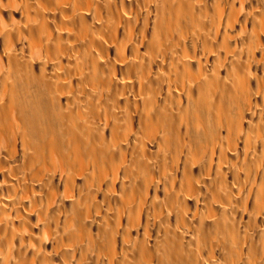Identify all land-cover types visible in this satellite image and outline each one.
Instances as JSON below:
<instances>
[{
  "label": "rangeland",
  "instance_id": "rangeland-1",
  "mask_svg": "<svg viewBox=\"0 0 264 264\" xmlns=\"http://www.w3.org/2000/svg\"><path fill=\"white\" fill-rule=\"evenodd\" d=\"M152 7L157 13L153 28L140 34L146 44L163 50L166 74L162 87H154L149 100L143 102L145 108L152 110L135 106V115L139 121L146 122L148 118L157 124L115 153L110 134H106L107 142L103 144L83 121L85 129L76 127L75 140L64 138L71 149V163L57 160L54 173L50 169L42 171L51 177L49 182L54 186L59 182V195H64L68 184L73 183L77 203L89 197L93 203L83 207L92 222L87 234L77 235L68 249V264H264V109H260L261 99H256L259 108L255 112L253 105L257 102L246 97L240 87L241 82L250 79L253 84L257 80L264 83V0H157ZM20 11V0H0V20L6 23L5 28L0 27V137L7 142L13 136L18 141L17 163L23 168L32 164L33 147L26 126L20 122L19 91L7 85L2 67V59L9 54L11 31L7 30H11L12 21L17 32L22 29ZM233 20L240 26L229 32L226 27ZM154 25L162 27V31H155ZM183 53H187V62L191 63L183 68H193L191 76L186 72L184 81L183 74H178ZM254 56L260 58L259 70ZM74 76L69 80L75 81L76 86L72 81L69 84L76 88L74 99L80 102L74 100L72 111L85 105L81 95L87 88ZM190 91L191 109L184 104ZM166 124L168 134L162 132ZM154 129L151 138L149 132ZM198 129L206 131L213 141L204 158L200 157L196 141ZM145 152L148 153L144 157ZM51 156L54 155L47 154L46 159ZM228 160L231 163L225 166ZM142 166L151 170L144 171ZM25 169L27 177L40 171ZM225 171L233 172L234 179L224 180L221 172ZM161 181H170L172 187L159 191L157 202L146 206L145 191L155 189L153 182ZM54 186V193L44 194L55 195L58 189ZM37 187L38 199L44 200ZM231 194L232 208L222 204ZM77 196L81 197L76 199ZM196 197L201 198L200 206H196ZM75 200L64 202L67 212L58 221L64 223L82 216L72 211L70 203ZM207 202L210 206L206 209ZM29 216L40 237L45 230V217L39 224L37 216L30 212ZM226 225L237 227L239 240L236 233L232 239L226 234L225 238L217 236L220 227ZM52 257L61 263L55 254L49 256Z\"/></svg>",
  "mask_w": 264,
  "mask_h": 264
},
{
  "label": "bare ground",
  "instance_id": "bare-ground-1",
  "mask_svg": "<svg viewBox=\"0 0 264 264\" xmlns=\"http://www.w3.org/2000/svg\"><path fill=\"white\" fill-rule=\"evenodd\" d=\"M156 1L20 0L22 29L17 32L16 24L12 21L11 30H7L11 31L8 32L9 54L1 59L7 75L5 82L19 91L20 122L29 132L33 157L32 164L22 168L17 163L19 162L18 141L13 136L7 142L0 137V264H68L69 256L66 254L69 253L70 246H73L76 236L85 235L89 231L92 217L85 215L82 210L84 206H90L89 203L93 204L90 197L82 200L80 204L77 203L74 199L76 186L73 183L68 184L64 195H59V186H61L59 182L57 181L54 186V183L49 182L51 177L42 172L50 169L54 173L57 160L71 163L69 152L71 149L66 145L65 139L72 140L76 137L77 126L82 128L85 121L90 133L98 136L103 144L107 142L106 134H110L113 152L119 153L128 147L132 140L136 141L143 136L144 130L148 132L157 124L148 118L146 122L139 121L135 115L136 107L145 108L143 102L149 100L152 89L162 87L163 77L166 74L163 50L160 46L154 49L146 44L140 34L143 30L149 32L153 28L152 22H155L157 13L154 14L152 5ZM239 26L240 22L233 20L226 28L230 32ZM0 27L2 29L6 27L4 20H0ZM154 29L162 31L160 26L154 25ZM17 33L18 37H16ZM253 59L257 63L256 70H259V66H262L260 58L254 56ZM187 60V53H183L178 62V74H183L182 81L185 80L187 71L190 76L193 72V68L186 70L185 67L183 68L191 64ZM181 68L183 71H180ZM201 69V66L197 67L199 75L202 74ZM73 73L81 74L82 77L84 75V78L75 76L87 87L86 90L84 88V95L81 89L79 90L83 95L81 97H84L85 101H82L85 105L81 107L83 104L80 103L81 108L75 110L74 107V111L71 110L72 104L75 101L79 104L80 99H74L76 88L74 90L73 86H76V82L69 80L74 76ZM177 79L180 80V77ZM69 81L75 82V85L72 86ZM81 83L78 82L77 86L82 85ZM251 84H253L251 79L245 80L240 83V87L245 90L246 97L257 102L253 105L254 111L257 112L259 102L256 99H261L260 109H264V83L259 84L257 80L253 86ZM44 89L49 92L43 91ZM192 93L190 91L189 96L184 97L186 99L184 104L189 109L193 108ZM78 104L74 106L77 108ZM145 109L152 110L148 107ZM75 112L83 113L85 117L82 118L80 113ZM58 125L64 128L58 130ZM10 128L13 132L14 128ZM155 130L149 132L151 138ZM168 131H170L169 124H166L162 132L168 134ZM196 141L201 149L200 157L204 158L212 147V138L206 131L198 129ZM6 146L8 149L5 148ZM51 153L54 156L46 159V155ZM147 153H144V157ZM114 156L116 155L112 154V157ZM229 163L230 160L225 162V166ZM147 167V170H151ZM25 168L29 170L37 168V171L41 172L35 171L36 174L27 177ZM146 169L143 167L144 171ZM32 172L34 171L32 170L31 174ZM21 174L25 177L19 176ZM221 176L224 180H233L235 174L225 171L223 174L221 172ZM36 183L39 184L35 185ZM153 184L155 189L145 191L146 206H152L157 202L155 197H158L159 191L163 189L166 192L168 186L172 187L170 181L153 182ZM36 186L41 189L40 196H45L44 200H41L40 196L38 199ZM53 186L58 189L55 192L58 195L46 196L47 191L53 192ZM233 196L228 195L222 204L231 207ZM80 197L77 196L76 199ZM197 197L196 206H200L198 204L202 203L201 198ZM11 200L13 201L7 202ZM66 200H75V203L74 201L70 203L72 211L76 215L82 213V216H78L73 221L63 220L64 223H61L62 220L60 222L58 218L67 212L64 206ZM206 204L207 207L204 208L207 209L210 203ZM187 206L191 212L190 204L188 203ZM224 208L226 207L222 209ZM197 209L200 210V207ZM29 212L30 215L38 217V220L36 219L38 223L41 217H45L42 221L46 224L44 233L38 230L43 234L40 237L35 233L36 231L34 232L35 226L32 224ZM210 217L213 218V215ZM236 228L229 225L220 227L223 231H218L217 236L225 238L223 234H226L232 239L236 233L239 240L240 233ZM204 232L201 233L205 234ZM53 254L61 263H58V259L57 262L53 257L49 258Z\"/></svg>",
  "mask_w": 264,
  "mask_h": 264
}]
</instances>
